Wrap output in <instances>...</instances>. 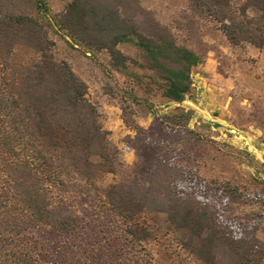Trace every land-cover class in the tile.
Here are the masks:
<instances>
[{
  "label": "trees",
  "instance_id": "1",
  "mask_svg": "<svg viewBox=\"0 0 264 264\" xmlns=\"http://www.w3.org/2000/svg\"><path fill=\"white\" fill-rule=\"evenodd\" d=\"M99 1L68 0L53 13L48 0H0V264H264L258 225L224 211V198L241 195L237 184L254 180L237 168L252 156L220 146L206 134L209 124L190 128L192 111H154L155 102L196 99L192 75L206 76L212 51L199 38L206 25L231 50L264 51V0H185L180 28L191 33L190 45L159 25L152 33L119 26L110 36ZM46 25L70 37L72 49L105 50L122 76L131 164L101 126L86 83L55 57ZM253 81L263 82L264 95V80ZM232 99L233 92L231 123L242 128ZM142 109L152 116L148 128L130 113ZM244 119L254 125L247 112ZM214 170L232 182L221 188L201 176ZM106 174L118 181L102 189L101 211L68 204L73 184L94 186Z\"/></svg>",
  "mask_w": 264,
  "mask_h": 264
},
{
  "label": "rangeland",
  "instance_id": "2",
  "mask_svg": "<svg viewBox=\"0 0 264 264\" xmlns=\"http://www.w3.org/2000/svg\"><path fill=\"white\" fill-rule=\"evenodd\" d=\"M48 1L53 13L62 11L68 2ZM99 4L102 16L106 17L108 22L110 20L104 25L110 36L120 32L119 26L133 25L140 33H152L159 25L167 28L185 44L195 42L189 37L191 33L180 28L184 16L189 13L185 0H100ZM249 13L255 14L253 11ZM206 26L203 32H199V38L212 51L209 52L204 65H210L215 68V72L220 71L225 76H230L235 80L234 83L210 73L211 77L204 80L203 85V81L195 80L196 75H192L195 89L199 90L196 99L187 96L181 103L155 102L154 111L160 116L166 115L174 107L192 111V117L188 121L190 128L200 126L197 123L200 120L201 124L211 126V131H206V134L213 136L220 146L230 145L249 152L254 161L250 164L237 165V168L244 174V178L254 180L248 183L245 181L244 187L237 184L241 195L238 198H224V211L228 218L258 225V236L264 240V95L263 82L253 81L264 80V51L253 48L231 50L216 27ZM45 30L48 39L53 42L55 57L67 62L73 72L86 83V98L97 107L101 126L108 132L109 140L119 149L122 161L131 164L134 153L127 146L126 140L134 134V130L123 121L125 102L120 89L122 76L112 69L107 52L97 47H92L94 53L86 52L85 45H74L75 49H72L69 46L73 44L70 37L49 25L45 26ZM120 48L125 54H135L133 46L121 45ZM21 55L27 57L24 50L21 51ZM232 92V100L238 113L236 120L243 126L242 128H236L231 123L227 98ZM239 105L246 108L254 125L245 127L246 112L241 110ZM130 113L137 125L143 128L150 126L152 116L146 117L144 109L138 114L136 110ZM151 149L144 157L152 152ZM201 176L208 180L217 179L221 188H225L227 182H232L231 177L219 173V170L206 171ZM117 181V176L106 174L97 180L94 186L76 182L69 188L66 200L79 213L85 209L97 213L103 208L102 189Z\"/></svg>",
  "mask_w": 264,
  "mask_h": 264
},
{
  "label": "crops",
  "instance_id": "3",
  "mask_svg": "<svg viewBox=\"0 0 264 264\" xmlns=\"http://www.w3.org/2000/svg\"><path fill=\"white\" fill-rule=\"evenodd\" d=\"M203 72L206 74V76H204V77H201V76H196V78H195V80H201V81H203V85H204V80H208V78H210L211 77V74L210 73H214V76H217V77H221L222 79H224V80H230L231 82H233L234 83V79H231V77L230 76H225V75H223V74H220L219 72H215V68L214 67H212V66H210V65H204V67H203ZM202 83V82H201ZM198 91L199 90H197V94H198ZM191 103V102H190ZM193 105V104H192ZM195 108H196V106H195Z\"/></svg>",
  "mask_w": 264,
  "mask_h": 264
}]
</instances>
